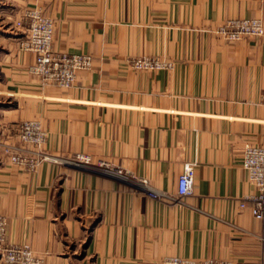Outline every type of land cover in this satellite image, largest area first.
I'll return each mask as SVG.
<instances>
[{
    "label": "crops",
    "instance_id": "0c3cea01",
    "mask_svg": "<svg viewBox=\"0 0 264 264\" xmlns=\"http://www.w3.org/2000/svg\"><path fill=\"white\" fill-rule=\"evenodd\" d=\"M25 7L54 19V51L92 67L64 88L28 73L34 54L14 26ZM258 17L259 0H0V215L6 241L38 264H165L169 256L264 264L261 222L239 198L254 191L243 144L264 146V34L229 42L214 30ZM159 56L169 69L133 71ZM37 120L49 159L11 162L17 125ZM28 153V152H26ZM87 154L102 169L68 162ZM185 163L192 194L174 199ZM120 170L123 176L117 172ZM144 178L161 198L138 184Z\"/></svg>",
    "mask_w": 264,
    "mask_h": 264
},
{
    "label": "built area",
    "instance_id": "2783aa9c",
    "mask_svg": "<svg viewBox=\"0 0 264 264\" xmlns=\"http://www.w3.org/2000/svg\"><path fill=\"white\" fill-rule=\"evenodd\" d=\"M264 4V0H259ZM14 26L22 31L18 41L20 49L34 54V61L27 67L28 73L36 77L40 85L53 84L59 87H71L78 71L92 67L93 59L88 53H68L54 51L52 40L54 34V19L46 16L36 7H25ZM215 34L224 40L233 42L245 37H259L264 34L263 20L258 17H230L214 30ZM172 61L159 56L131 57L127 66L133 71H157L169 69ZM18 138L21 146L6 145L4 152L9 155L11 162L21 165L28 170H34L38 164L49 155L41 151L46 141V132L37 120H23L17 125ZM28 152V153H26ZM68 162L75 166L102 169L104 163L93 164L87 154H77ZM242 167L246 172L248 182L254 191L239 198L241 208L248 207L255 219L261 222L264 234V146L243 144ZM123 176L120 170L117 171ZM194 165L185 163L177 178L176 195L174 199L181 201L192 194ZM138 184L145 192L154 198L164 197L163 193L151 190L146 179L140 178ZM7 220L0 215V264H38L41 259L33 252L27 243H8L6 241ZM165 264H236L228 259H193L181 256H169Z\"/></svg>",
    "mask_w": 264,
    "mask_h": 264
}]
</instances>
